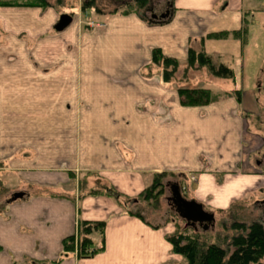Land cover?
<instances>
[{"label": "crops", "instance_id": "0c3cea01", "mask_svg": "<svg viewBox=\"0 0 264 264\" xmlns=\"http://www.w3.org/2000/svg\"><path fill=\"white\" fill-rule=\"evenodd\" d=\"M257 1L173 0L166 23L159 20L155 21L157 25L149 26L136 17L114 19L108 36L98 38L90 49L81 52L68 50L78 39L76 35L66 34V38L56 40L62 51H58V46L54 48V86H38L35 77L28 76L33 73L36 76L30 60L33 55L26 50V41L19 37L20 33H29L33 25V36L39 39L41 7H0L1 174L15 171V177L23 180L21 193H28L23 199L7 201L0 212V264H186L182 255L173 253L168 241V236L174 233L171 227H152L124 212L107 196H88L76 209L71 200L54 196L59 177L43 178L41 173H33L54 165V158L50 161L43 158V104H47L50 112L55 102L54 107L60 108L54 111L58 114L54 121L62 124L55 127L59 139L78 136L96 140L92 145L104 161L103 169L99 170L118 193L134 197L146 187L137 172L140 169L201 171L197 175L196 195L202 196L197 197L198 202L204 209L211 202L209 205L218 208L219 198L204 194L214 191L215 182L223 181L220 173L230 178V183L223 184L224 190L240 185L238 179L248 176L239 171L243 143H248L252 135L244 130V121H247L244 112L256 115L258 105L252 104V99L246 105L244 95L241 103L229 99L236 107L232 115L225 113L227 102L224 100L206 107H183L176 102L173 107L178 125H172L174 130L157 127L151 117L139 114L140 102L148 95L142 90L147 86H138V73L143 65L151 62L152 49L160 48L166 56L185 61L190 41L201 39L208 54L243 61L249 25H254L251 17L260 10ZM129 28H134L135 33ZM161 31L166 37L163 42L153 39L140 44L144 34ZM220 33L228 36L214 37ZM12 43L17 44L18 51ZM28 78L31 86H26ZM60 80L65 86H58ZM52 91L59 96L54 98ZM77 92L81 106L77 104ZM229 119L232 125L221 128L220 122H229ZM221 132L228 138L224 147L218 140ZM119 142L133 153L129 171L122 167L128 164L116 149ZM27 153L34 154V160L28 161ZM209 153L216 155L205 164L203 159ZM208 165V170L203 171ZM25 182L35 189L31 190ZM201 183L204 184L202 193ZM42 188L50 193L42 192ZM79 220L106 223L104 244L102 240L94 244L95 248L103 245L104 249L89 258H79L75 253L63 257V241L76 234Z\"/></svg>", "mask_w": 264, "mask_h": 264}, {"label": "rangeland", "instance_id": "374dc122", "mask_svg": "<svg viewBox=\"0 0 264 264\" xmlns=\"http://www.w3.org/2000/svg\"><path fill=\"white\" fill-rule=\"evenodd\" d=\"M0 1L13 4L5 6V8L41 7L42 24L40 27L37 26V31L41 30L42 32L41 35L39 34V39L36 40V37L33 36V30H35L33 25L32 28L30 27L32 33L29 31V33L19 34V37L26 41V50L33 55L30 60L35 66L36 76L34 73L28 76L35 77V83L38 86H54V71L56 70L54 48L56 50L58 46V51H62L61 44H58L56 40L66 38V34L76 35L78 43H71L68 50L74 52L86 51L94 45L95 40L108 36L109 25L114 19L136 17L146 25H157L155 21H168L173 3V0H147L146 5L141 7L139 0H95V5L88 7L90 0H46L48 5L44 6H40L38 0ZM257 2L260 5V10L251 17L254 25H249L250 35H247L243 61L221 57V62L234 71V80L214 77L207 68L189 69L186 60L182 61L179 58H177L180 61L179 68L169 83L163 81L162 67L152 66L150 65L151 62L143 65L138 73V86H147L142 90L143 93L146 92L148 95L144 96V100L140 102L139 114L151 117L157 127L174 130L172 127L178 125L176 122L178 115L173 105L178 102L183 106L179 95L181 89L210 90L212 99L215 102L206 106L224 100L227 102L224 108L227 114L234 115L236 112V107L228 101L229 99L237 100V91L241 94V101L244 95L246 105L249 99H252L250 100L252 104L254 102L258 105L259 112H254L256 115L244 112L245 119H247L246 122L244 121V130L246 129L252 135L249 136L250 141L248 143H243L244 152L241 151L239 171L240 173H247L248 176L238 179L241 182L240 185L236 184L224 190L223 184L230 183V178L227 177L228 175L223 176V173H220L218 175L219 177L222 176L223 181L219 180V184L215 182L214 191L204 194L205 197L217 196L221 202H218V208L209 205L212 202L205 204V210L214 213L215 220L212 224L204 225L207 227L199 224L196 227L188 225L186 221L180 218L177 206L174 203L176 198L174 197L173 186L179 187L182 197L185 199L198 202L197 197L201 198L202 196L200 194L196 195L198 190L197 175H200L198 173L201 171L162 170L161 172H154L149 169H140L137 172L145 180L146 187L134 197L118 193L111 181L104 178L99 170L103 169L104 161L102 163L96 147L92 145L96 142L95 139L86 140L78 136L75 138L69 137L68 139L57 137L59 131H55V127L62 124L56 120L54 121V117L58 115L54 111H60V108L54 107L57 105L56 102L52 106L51 112L48 110L47 104L45 102L43 104V150L45 153L43 158L46 161H50L51 157L54 158V165L51 169L33 173H41L43 178L59 177V187L54 189V196L71 200L76 209H78L82 199L88 196L111 197L124 212L132 216H139L152 227H171L174 232H185L190 236L197 234L206 244L214 243L227 247L231 239L239 234L238 231L234 230L235 225H250L253 222H261L264 225V0H258ZM64 15L70 16L73 23L71 22L69 28L67 30L65 28V31L61 33V31L56 30V25ZM161 15H167V19L163 20ZM130 29L135 33L134 28ZM162 35V31L158 34L146 33L140 44L147 40L153 41V39L163 42L166 37ZM12 47H15V51L19 50L15 43H12ZM190 47L199 50L201 48L200 41H190L188 49ZM262 49L263 54L260 56ZM39 73L41 77H39ZM39 78H42V80L40 81ZM18 81L16 79L17 83ZM31 82L28 78L26 86H31ZM59 82L58 86H65L61 84V80ZM48 93L51 92L48 91ZM52 94L55 96L53 91ZM76 95L77 104L81 106V97L78 92ZM56 96H59V93ZM238 111L241 112L240 106ZM219 125L221 128H227L232 124L229 119V122H220ZM219 139L221 147L227 145L228 138L225 139V132H221L218 136ZM213 141L211 140V142ZM72 142H74V147ZM222 143H224L223 146ZM116 149L119 150L120 157L125 158L126 164H128V166L123 165L122 167H126L123 169L129 171L133 165L134 156L132 151L121 142L116 144ZM27 154L28 161L29 159H31L30 161L34 160V154ZM215 155L212 153L206 154V158L203 159L205 164H208L209 160H212ZM115 156L118 157V155ZM1 167L0 164V209L2 210L14 194L21 193L20 188L24 185H22V179L15 177V171L10 173L6 171V175H2ZM204 167L203 171H207L209 165ZM26 173L27 175L30 174L29 171H26ZM159 173L167 174L162 180L163 193L158 196L157 201H146L141 198V193L152 186L155 175ZM63 178H65V181H61ZM26 185L30 186L28 183ZM203 185V183L200 184L201 193L203 192ZM29 188L31 190L35 189L31 186ZM41 191L50 193L46 188H42ZM22 194L24 197L28 195L27 192ZM220 207L224 209H220ZM79 222L80 220L77 223L76 233L79 230ZM93 239L94 244L95 242L101 243L102 236L95 234ZM77 243L78 241L76 245ZM74 253L77 255V247ZM67 255V253H64L62 256ZM262 263L264 264V259Z\"/></svg>", "mask_w": 264, "mask_h": 264}, {"label": "trees", "instance_id": "16d2710c", "mask_svg": "<svg viewBox=\"0 0 264 264\" xmlns=\"http://www.w3.org/2000/svg\"><path fill=\"white\" fill-rule=\"evenodd\" d=\"M40 6L48 5L46 0H38ZM141 7L146 5L147 0H139ZM12 3L0 1V6H11ZM95 0H90L88 7H93ZM33 6V5H31ZM240 36V33H234ZM227 33L216 34L214 37H227ZM199 50L190 47L186 63L189 69L207 68L214 77L222 79H235L232 69L221 62L220 55L208 54L204 48V39L200 40ZM163 69V81L171 82L177 72L180 61L177 58L166 56L160 48L152 50L151 64ZM149 65V66H150ZM180 100L183 106L198 107L209 105L212 99L210 90L207 89H181ZM237 101L241 102V94L237 91ZM166 173L156 174L151 187L141 193V198L146 201H157L158 196L163 193L162 180ZM1 212V209H0ZM139 217V216H136ZM105 222L80 221L79 230L73 236L66 238L63 242L64 253L73 254L77 247L79 258H89L104 249L94 247L93 236L100 234L104 244ZM234 230L239 234L231 239L227 247L218 244H206L196 235H187L185 232H174L168 236V241L173 247V253L182 255L186 264H263L264 259V225L261 222H253L250 225L237 224ZM78 241L77 245L76 242Z\"/></svg>", "mask_w": 264, "mask_h": 264}, {"label": "water", "instance_id": "95a60500", "mask_svg": "<svg viewBox=\"0 0 264 264\" xmlns=\"http://www.w3.org/2000/svg\"><path fill=\"white\" fill-rule=\"evenodd\" d=\"M167 15H161L163 20L167 19ZM72 22V18L70 16H62L59 23L56 25L57 31H63L67 28ZM174 191V203L177 206V212L184 221L188 225L196 227L197 224L203 227L206 224H212L214 222V214L207 212L204 209L203 204L197 202L196 200H187L182 197L179 187L173 186ZM24 195L22 193H16L11 198V202L23 198Z\"/></svg>", "mask_w": 264, "mask_h": 264}]
</instances>
